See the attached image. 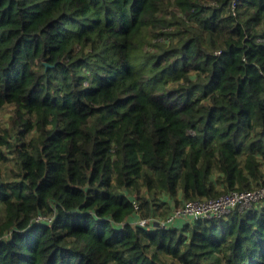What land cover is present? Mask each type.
<instances>
[{"label": "trees", "instance_id": "16d2710c", "mask_svg": "<svg viewBox=\"0 0 264 264\" xmlns=\"http://www.w3.org/2000/svg\"><path fill=\"white\" fill-rule=\"evenodd\" d=\"M6 107L0 264H264V209L132 223L264 185V0H0Z\"/></svg>", "mask_w": 264, "mask_h": 264}, {"label": "built area", "instance_id": "2783aa9c", "mask_svg": "<svg viewBox=\"0 0 264 264\" xmlns=\"http://www.w3.org/2000/svg\"><path fill=\"white\" fill-rule=\"evenodd\" d=\"M264 200V185L249 190H235L222 194L218 197L197 199L187 201L183 205L175 206L174 209L164 217L151 215L140 216V204L133 199L136 213L132 223L136 226L168 228L175 225L179 220H205L221 219L228 217L234 211L244 212L253 208L256 203ZM36 221H45V217L38 216Z\"/></svg>", "mask_w": 264, "mask_h": 264}, {"label": "rangeland", "instance_id": "374dc122", "mask_svg": "<svg viewBox=\"0 0 264 264\" xmlns=\"http://www.w3.org/2000/svg\"><path fill=\"white\" fill-rule=\"evenodd\" d=\"M11 115H12L11 108L10 107L4 108V110H2L0 112V124H7L8 119L10 118ZM9 158H10V160L8 162H4L1 165L2 179L5 180V181H9V180L14 179L13 175H11V172H10V169L12 167H14L16 170H18V166H17V163H16V159H14V157L12 156V154H9ZM140 194H142L143 196L149 195L146 190L141 191L139 193V195ZM151 196L154 197V193L151 194ZM156 198H158V199H156V201H158L157 202V205L158 206H156L153 209V214L152 215H154V216H156L155 215L156 212L160 213L159 211H161L162 213H165L166 211H169L170 208H171V211H172L175 206L183 205V204H185L187 202V201H185L186 199L184 200V202H181V198L182 197L179 196V195H177L176 197H174L172 194H165V193L158 195ZM178 201L180 203H177ZM253 207L263 210L264 209V200L261 201L260 203H256ZM0 209H1V207H0ZM235 212L236 211H234L233 213H235ZM0 213H2V211ZM231 215H229L228 217H225V218L230 219Z\"/></svg>", "mask_w": 264, "mask_h": 264}, {"label": "crops", "instance_id": "0c3cea01", "mask_svg": "<svg viewBox=\"0 0 264 264\" xmlns=\"http://www.w3.org/2000/svg\"><path fill=\"white\" fill-rule=\"evenodd\" d=\"M151 194H153V192L150 193V196H151ZM179 196L182 197V198H181V202H184L185 198L183 197L182 192L179 193ZM185 201H187V200H185ZM157 202H158V201H157ZM178 202H179V201H178ZM179 203H180V202H179ZM155 207H156V206H153V207H152V210H153ZM161 210H162V209H161ZM170 211H171V209L169 210V212H170ZM159 212H160L161 214L158 213V212H156V214H155V215H156L157 217H159V218L164 217V216H166V215L168 214V213H166V214L163 213V214H162L161 211H159ZM182 223H183L182 220H179V221L177 222V225L180 226V225H182Z\"/></svg>", "mask_w": 264, "mask_h": 264}]
</instances>
